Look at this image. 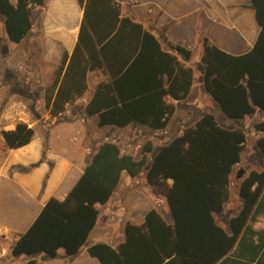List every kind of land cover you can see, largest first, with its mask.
I'll list each match as a JSON object with an SVG mask.
<instances>
[{
  "label": "trees",
  "instance_id": "16d2710c",
  "mask_svg": "<svg viewBox=\"0 0 264 264\" xmlns=\"http://www.w3.org/2000/svg\"><path fill=\"white\" fill-rule=\"evenodd\" d=\"M83 13L74 47L65 52L55 79L45 88L44 108L56 115L66 103L87 89V72L102 69L100 81L86 105L99 127H124L135 121L154 129L165 128L174 106L166 101L187 97L193 70L141 22L121 13L116 0H78ZM46 0H0L6 38L18 43L32 26L34 9ZM259 32L242 54H230L201 37L205 89L229 118L241 119L256 108L264 110V0H250ZM166 41V38L163 39ZM168 46L189 59L191 50ZM264 131V121L253 123ZM9 147L28 143L33 128L16 123L3 130ZM247 143L243 126L227 127L210 112H203L179 135L159 146L148 162L152 143L141 156L122 153L118 144L103 141L91 161L63 199L50 197L28 228L17 234L10 254L26 255L20 264L56 258L58 250L75 257L85 244L98 217L97 203H105L116 188L121 172L145 177L154 193L163 195L172 223L156 209H149L141 224L127 222L124 240L113 247L104 242L87 246L100 264H216L234 245L264 186V167L251 169L239 183L242 206L230 218V232L216 214L229 197L233 166ZM264 155V135L255 140ZM171 180L168 183V180Z\"/></svg>",
  "mask_w": 264,
  "mask_h": 264
},
{
  "label": "crops",
  "instance_id": "0c3cea01",
  "mask_svg": "<svg viewBox=\"0 0 264 264\" xmlns=\"http://www.w3.org/2000/svg\"><path fill=\"white\" fill-rule=\"evenodd\" d=\"M116 1L120 3L123 15L141 22L160 40L165 50L176 54L178 60L186 66H191L193 76L203 51L201 37H207L220 49L237 55L251 49L259 32L250 0ZM36 9H40L37 21L35 22L32 14V26L18 42L21 54L30 63L19 65L18 71L26 84L40 88L38 102L44 103L45 88L54 81L55 70L63 54H70L74 47L83 10L78 0H46L44 6ZM168 43L190 49V58L184 59ZM194 48L202 49L197 58L192 56ZM7 49L6 54H2L0 50V97L3 101H7L3 93L10 83L6 80L2 65L7 66L5 63L11 58L14 48L7 45ZM201 69L203 72V64ZM106 79L107 75L102 69L88 71L87 89L82 95L66 103L62 112L51 115L46 110L47 114H35L31 125L33 136L24 145L9 147L2 131L13 129L15 125H0V244L7 251L0 264H20L26 261V255L15 257L19 258L16 261L8 258L17 234L28 228L50 197L61 200L68 194L99 144L109 140L107 128L123 129L125 133L134 131L138 126L164 131L175 114H225L204 85L193 95L192 82L186 98L174 100L166 97V101L173 104L174 111L165 128L154 129L135 121L124 127H99L96 124L97 116L88 115L86 105L97 84ZM202 92L206 96L200 100ZM190 95L193 96L190 98ZM263 117L264 110L256 108L241 118L246 119L243 127L246 128L252 120L264 119ZM223 125L228 127L229 123ZM252 128L255 131V143L256 138L264 135V131H259L254 126ZM181 132L179 130L176 135ZM120 150L134 156L129 150ZM261 155L259 166L263 168L264 155ZM252 158L246 144L230 175L229 197L222 210L216 214L217 221L228 232L230 218L242 206L239 183L251 169L259 170L250 163ZM239 169L244 170L241 176L237 175ZM170 182L169 179L168 183ZM96 206V224L75 257L65 256L64 250L59 249L56 258L45 261L40 260L38 254L36 264H100L96 257L89 255L87 246L96 242L117 246L124 240L125 224H141L145 213L151 208H156L167 223H172L165 197L154 193L143 171L133 177L123 170L110 198ZM216 264H264V186L234 245Z\"/></svg>",
  "mask_w": 264,
  "mask_h": 264
},
{
  "label": "rangeland",
  "instance_id": "374dc122",
  "mask_svg": "<svg viewBox=\"0 0 264 264\" xmlns=\"http://www.w3.org/2000/svg\"><path fill=\"white\" fill-rule=\"evenodd\" d=\"M40 13V9H34L33 11V18L35 22L38 19ZM9 45L10 47L14 48L11 53V58H9L8 62L5 63L6 65H2V68L6 72V80L10 83L9 87H7L4 91L5 99H11V98H19L25 100L29 105L33 106V111L35 114H47L46 109L44 108L43 103L38 102V95L40 88L38 87H30L29 84H26L23 81V77L19 73L18 66L25 64H29L28 60L24 59V56L21 54L20 51V43H14L9 41L6 38L4 25H3V18L0 16V50L4 46ZM199 51L201 52L202 49L194 48L192 56L197 58L199 56ZM1 68V69H2ZM199 68V69H197ZM202 64L199 61V65H196L194 76H193V92L194 95L195 91H200V88H203V82H202ZM206 93L202 92L200 94V100L204 98ZM190 95L189 97L191 98ZM201 114H175L171 120L169 125L167 126L166 130H149L145 129L143 127L138 126L134 131L130 132H124L123 129H116V128H107L106 134L108 135V139L115 141L118 143V146L122 148L123 150H129L134 154L135 158H139L141 156V152L143 149V146L146 142L152 143V150L150 152H147V159L152 157L154 151L167 142L169 139L174 137L176 133L180 130H183V128L187 125L192 124ZM217 118V120L221 124H228V127L233 126H243L245 125V120L242 119H235V118H229L226 114H214ZM264 118V117H263ZM256 121H264V119H256L252 120L249 125L245 128L246 134H247V150L252 155V160L250 163L254 165L255 167L262 169L260 165L261 161L259 158H262L261 152L259 148L254 143V129L252 128L253 123ZM246 147V146H245ZM261 155V156H260ZM144 168L143 172L145 174ZM144 187V186H143ZM9 251V250H8ZM9 259L13 260H19V258L8 256ZM8 261V260H7ZM5 261V262H7Z\"/></svg>",
  "mask_w": 264,
  "mask_h": 264
},
{
  "label": "built area",
  "instance_id": "2783aa9c",
  "mask_svg": "<svg viewBox=\"0 0 264 264\" xmlns=\"http://www.w3.org/2000/svg\"><path fill=\"white\" fill-rule=\"evenodd\" d=\"M1 81V80H0ZM35 113L25 100L19 98L3 101L0 97V125L8 126L16 123L33 124ZM7 255L6 248L0 244V261Z\"/></svg>",
  "mask_w": 264,
  "mask_h": 264
},
{
  "label": "water",
  "instance_id": "95a60500",
  "mask_svg": "<svg viewBox=\"0 0 264 264\" xmlns=\"http://www.w3.org/2000/svg\"><path fill=\"white\" fill-rule=\"evenodd\" d=\"M7 51H8L7 46H4V47L2 48V50H1V53H2V54H6ZM31 108L33 109V106H31ZM243 172H244L243 169H239L238 172H237V175H238V176H241V175L243 174Z\"/></svg>",
  "mask_w": 264,
  "mask_h": 264
}]
</instances>
